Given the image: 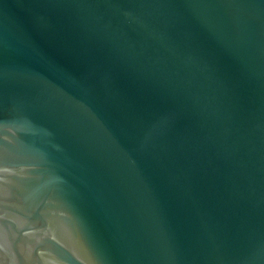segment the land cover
I'll list each match as a JSON object with an SVG mask.
<instances>
[{
  "label": "water",
  "instance_id": "water-1",
  "mask_svg": "<svg viewBox=\"0 0 264 264\" xmlns=\"http://www.w3.org/2000/svg\"><path fill=\"white\" fill-rule=\"evenodd\" d=\"M0 264H264V0H0Z\"/></svg>",
  "mask_w": 264,
  "mask_h": 264
}]
</instances>
